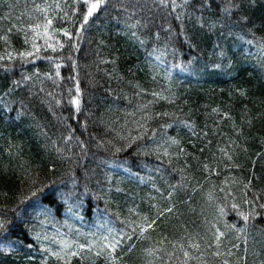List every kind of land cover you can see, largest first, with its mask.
<instances>
[{"label": "trees", "instance_id": "trees-1", "mask_svg": "<svg viewBox=\"0 0 264 264\" xmlns=\"http://www.w3.org/2000/svg\"><path fill=\"white\" fill-rule=\"evenodd\" d=\"M56 3L65 8L72 0H0V56L5 57L0 60V218L10 221L7 232L0 233V243L9 247L0 250V264H64L45 251H59L61 240L86 245L70 264H113L107 251L96 257L97 248H87L108 235V228L133 236L117 247L115 264H161L145 250L159 248L165 236L174 242L198 234L211 242V224L217 221L226 232L220 250L232 249L233 255L217 259L211 255L214 247L202 245L205 264H221L224 258L229 264H264V209L258 207L264 204V0H243L230 15L223 11L230 0H176L181 7L175 11L159 0H108L83 37H73L78 51L42 48L26 61L8 60L9 52L32 50L28 25L44 22L36 5L48 7L55 29L68 26ZM57 38L66 40L62 33ZM37 43L43 45V39ZM48 55L61 64L63 79L57 83L45 75L51 71L54 77ZM77 73L80 113L67 93L74 86L67 78ZM149 101L151 113L170 115L148 121L145 140L116 153L112 144L122 146L119 136L129 129L137 134L134 121L143 115L138 107ZM152 129L158 142L179 141L169 149L170 157L137 154V147H156ZM221 149H227L231 162ZM37 189L43 191L31 197ZM226 192L234 199H225ZM232 203L239 207L231 208ZM167 207L173 212L157 219L153 229L141 236L137 228L133 235L142 217L154 219ZM253 208L257 215L244 222L238 213ZM164 247L172 250L170 243ZM163 264H169L166 256Z\"/></svg>", "mask_w": 264, "mask_h": 264}, {"label": "snow or ice", "instance_id": "snow-or-ice-1", "mask_svg": "<svg viewBox=\"0 0 264 264\" xmlns=\"http://www.w3.org/2000/svg\"><path fill=\"white\" fill-rule=\"evenodd\" d=\"M188 0H184V3L187 4ZM241 0L240 4L232 5L231 0L229 7H226L223 9V11L226 14H231L233 7L239 9L242 7ZM160 5L162 6H170L173 11H175L178 7H181V5H178L176 3V0H159ZM202 3H207V0H202ZM108 5V0H72L71 5H65V8H61V5L59 3H56L54 7L56 9H59L60 12L63 13L62 17L60 19L64 21L68 26L61 27L59 29H55L53 27L54 21L52 18H49L48 16V7L41 8L39 5H36V9L42 13H44V22L36 23V24H29L28 30H30L33 33L32 39H31V49L30 51H22L15 54V56L9 52L7 54L8 60H13L14 58H19L21 60H27V58H31L34 55H38L43 49H50L52 53H56L58 50L63 51L66 47L71 49L72 51H78L79 45L78 42L73 41V37L82 38L85 31L88 29V27L95 22V19H98V14L106 8ZM67 9V10H66ZM177 19H180V16L177 15ZM242 20L246 21V17L241 18ZM139 23V22H137ZM132 27H135L133 25ZM9 32L11 29L8 30ZM57 33H62L63 37L66 38V40H61L57 38ZM132 35L135 37L136 33L133 32ZM159 34L157 33V36ZM42 38L43 39V45L37 43V40ZM7 41V36L3 37ZM25 43H29L28 37H25ZM141 44H143V41H140ZM248 43H252V41H248ZM264 47V45H261ZM220 56H224V52L221 51L219 53ZM49 62L54 66V77L51 74V71L49 73H45V75L49 79H53L54 83H57L59 80L63 79L60 74V68L61 64L57 62V57L48 55L46 57ZM68 59H71V55L67 57ZM158 58V57H157ZM4 56H0V60H4ZM102 63H107L108 61H101ZM73 69L76 68V63L73 61L72 63ZM213 67L219 68L221 67L220 64H214ZM34 75L39 78V73H35ZM32 76H24L23 80L28 81L31 80ZM68 80L72 81L74 86L67 89V93L69 96L68 103L70 105H73L75 107V112L80 113L81 112V97L82 92L80 88V81L78 79V73L75 76H69L67 78ZM19 84L20 82H16ZM138 87V86H137ZM143 89H140L136 93V95H141L143 92ZM154 98L158 97L160 99H167V97L162 96V94L157 92L151 93ZM49 96H53V93H48ZM61 103L60 100H56V104L59 105ZM152 101H149L148 104H142L138 107V111L142 112L143 115L141 116L140 120L134 121V123L137 126V134L132 135L133 129L128 130V135L126 136H119V139L121 141H124L122 146L117 147L115 144H112V147L114 148L116 153H119L121 151H124L125 149H130L133 146L138 145V142L145 140V138L148 136L149 132L146 128V125L148 121L153 120L156 117L161 116H169L170 114L165 113H151L150 112V105L152 104ZM213 111H216L215 109ZM135 115V114H133ZM185 124V127H191V125L188 124L187 121L183 122ZM171 125H164L163 127H170ZM157 130L152 129L151 130V137L153 140V143L156 144V147L151 149L150 151H146L144 148L137 147V154H156L157 159H162L163 157H170L171 153L169 149L172 148L173 145L179 147V141L172 137H167L163 139V142H158L157 137ZM67 139H71V136H69ZM82 143V142H81ZM112 142L109 141V144ZM181 152H183V149H180ZM224 156L227 158V161L231 162L233 157L228 154L227 149H221L220 150ZM171 163V159L168 161ZM205 170H209V166L207 164L204 165ZM182 171V170H181ZM38 181L33 180L32 183L35 185ZM236 181L233 180V183ZM250 181L248 184L244 185L245 189L249 188ZM173 188V191L168 193V199H171L173 196V192L175 191L177 186H171ZM43 189H37L36 191L31 192V197H38V193H41ZM116 191H121L120 188H116ZM221 192H224V188H220ZM70 197L72 194H62ZM246 195V193H245ZM232 197L234 199V196L231 192L225 193V199ZM29 199L28 197H25L21 200V203L24 202V200ZM209 201L213 199V196L211 193H209L208 196ZM244 203H252L245 199ZM34 208L39 207V199L33 203L32 205ZM239 207L238 204L232 203L231 208L237 209ZM259 208L264 209V204H259ZM14 212H16L15 209H13ZM130 211H133L130 209ZM173 207H167L163 211H160L157 214V217L154 219H149L147 216L142 217V223L136 224L135 227H132V233L133 235L136 233L137 228L139 229V233L141 236H144L146 232H148L149 229H153V226L156 225L157 219L162 217L165 213H172ZM218 213L219 217H223L225 215V207L221 206L218 207ZM45 215L49 214L48 210L45 209L44 213ZM244 222H248L250 219V216L257 215L255 208H253V211L245 214L244 212L238 213ZM138 215V213H137ZM16 216L20 217V213L16 212ZM22 219V217H20ZM217 223L211 224V231H212V241L206 242L203 240L202 237H200L198 234L195 236H189L186 235L185 237H182L180 241H168V238L162 237L161 240L158 242L160 244L159 248H149L145 251L149 256H158L159 260L161 261V264L164 262V257L166 256L168 258L169 264H172L173 260L180 262V264H189V261H198L200 264H205L204 256L205 251L202 250V245L205 246V248H215L214 251L211 252L212 257L214 258H222V257H231L233 255L232 249H227L226 251L222 252L220 250L222 246L223 240L226 238V232L221 231V228L218 226ZM135 222H131L129 226L131 227V224H134ZM10 224V221L6 219L0 218V233L7 232L8 225ZM225 228H232L235 229V225H224ZM108 235L101 236L99 241L93 240L88 245L87 248L89 251L92 250L93 246L97 248V251L95 252V256L99 257L102 254L107 251L108 257L112 260L113 264H115L116 256L114 255L116 253L117 247L121 244V242L124 240L125 236H127L128 240H131L133 238L132 235H128L127 233H121V232H115L112 228H108ZM238 231H243V229H239ZM111 237V238H110ZM40 235L37 234L36 239H40ZM47 237H45L46 239ZM171 244V251H168L165 247V243ZM186 242V243H185ZM61 247L59 251H52L51 249H46L50 256L56 257L58 260H63L64 264H70V260L72 257H76L81 255L82 251L86 248L85 244H78L67 240H61L59 241ZM246 243V242H245ZM134 247V246H133ZM238 247V245H233V248ZM75 248L76 250L73 251L72 249ZM132 251V248H129V252ZM177 251H179V255H177ZM195 251L198 253V255H193L192 252ZM246 259V257H245ZM45 264L47 262L45 261ZM151 264V262H149ZM221 264H229V259L224 258L221 260Z\"/></svg>", "mask_w": 264, "mask_h": 264}, {"label": "rangeland", "instance_id": "rangeland-1", "mask_svg": "<svg viewBox=\"0 0 264 264\" xmlns=\"http://www.w3.org/2000/svg\"><path fill=\"white\" fill-rule=\"evenodd\" d=\"M160 204L159 203H156L155 206H154V210L159 206ZM58 245H60V243H58ZM0 250H9V247L7 245H4V244H1L0 243Z\"/></svg>", "mask_w": 264, "mask_h": 264}]
</instances>
